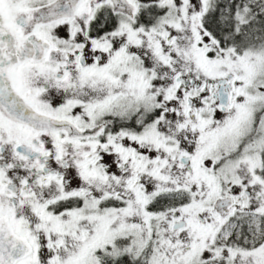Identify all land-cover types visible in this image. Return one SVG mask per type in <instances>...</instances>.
Masks as SVG:
<instances>
[{
    "label": "snow or ice",
    "instance_id": "snow-or-ice-1",
    "mask_svg": "<svg viewBox=\"0 0 264 264\" xmlns=\"http://www.w3.org/2000/svg\"><path fill=\"white\" fill-rule=\"evenodd\" d=\"M0 264H264V0H0Z\"/></svg>",
    "mask_w": 264,
    "mask_h": 264
}]
</instances>
